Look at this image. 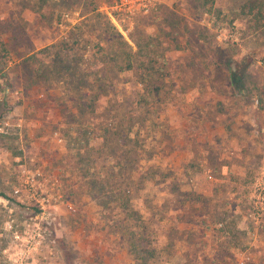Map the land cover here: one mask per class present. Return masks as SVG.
I'll list each match as a JSON object with an SVG mask.
<instances>
[{
    "label": "rangeland",
    "instance_id": "obj_1",
    "mask_svg": "<svg viewBox=\"0 0 264 264\" xmlns=\"http://www.w3.org/2000/svg\"><path fill=\"white\" fill-rule=\"evenodd\" d=\"M116 1L0 0V196L13 206L8 214L0 205V253L8 248L11 258L0 254V264L179 263L199 257L203 242L212 264H264V211L258 222L251 217L256 180H264V0H215L211 7L153 0L150 13L130 18ZM252 6L256 18L244 13ZM139 100L153 103L154 120L147 115L142 125L159 124L163 133L145 138L151 131L138 127L131 139L122 134L123 117L136 118ZM144 138L150 149L140 175L130 174L140 189L129 204L139 214L108 211L98 189L88 192L71 168L76 143L87 139L96 151L84 147L93 168L79 170L104 183L115 166L111 148L120 154ZM21 167L40 170L62 194L48 219L16 205ZM201 220L210 224L205 231ZM7 222L19 240L4 231ZM186 223L197 229L184 232ZM28 225L44 234L24 263L18 248ZM178 242L195 248L180 256Z\"/></svg>",
    "mask_w": 264,
    "mask_h": 264
},
{
    "label": "trees",
    "instance_id": "obj_2",
    "mask_svg": "<svg viewBox=\"0 0 264 264\" xmlns=\"http://www.w3.org/2000/svg\"><path fill=\"white\" fill-rule=\"evenodd\" d=\"M215 0H201V3L203 6H209L211 7L214 4ZM254 6V5H253ZM251 7L249 12H244L245 15H251L252 17L256 18L257 14H260V12L255 9L256 7ZM97 8H95L94 10H96ZM92 10V11H94ZM79 27H74L73 30L76 32V29H78ZM70 36V35H69ZM72 39H75L80 36H78L76 33L72 36H70ZM76 40V39H75ZM72 41V45H79V42L77 41ZM128 69H131L130 64H128ZM151 92V95L154 94L153 89H148V92ZM149 92V93H150ZM76 95V94H75ZM139 109L137 111V116L136 118H127L125 115V118L123 117V120L127 122L126 126L127 128H125L124 130H122V134L126 135V137L131 139V135L132 132L135 131V133H139L140 131L139 128H146L149 129L151 131V133L149 135H146V137H153V135L155 133H163L164 130L163 128H161V126L159 124H154V125H150L149 127L146 125H142L145 119V117L148 115V121H153L154 118H152V114L149 112L150 108H153V103L150 104L149 106H145L143 104H141V101L139 100ZM137 121H139L141 124H139V126L136 125ZM146 124V122H145ZM139 127V128H138ZM114 128L111 127V129H108V133L110 134V131H112L113 135H116L115 138H119L122 141L121 137H118V133H120L119 131L113 130ZM161 131H158V130ZM142 132V131H141ZM142 139L139 140L136 143H130L127 142L126 145V149L127 150H120V154H118V152L116 153V149L115 147H112L110 151V153H113V155H111V159H112V163L115 164V166H113L112 170L108 169L107 170V178L106 180H104L103 183V179H98L96 178V174H90L89 178L86 179V177L84 176V174H82V170H79V167H81L82 165L86 166V169H92L93 168V163L94 160H92L90 163H88V160H86V158H83L84 155V147H86V144H89V141L87 139H81L78 140V143L80 146L77 148L78 149V154L79 156L78 159L76 160L75 158V166L71 167L73 168V172H77L79 174L78 178L80 180V182L82 181V184L88 186V192H92L95 191L96 189H98V196H100L101 198H105V201L108 202V211H112V210H117V209H121V212L123 211V214H139L138 211L132 207L129 203H131V199H136L135 195H138V185L135 182H132V179L130 178V174L133 173H137L135 174L136 176H139L140 174H138V169L141 167L139 166L140 162L142 161V157H144V155L149 151L150 148H148V144L146 142H144V140L146 139ZM142 141V145H140ZM87 148V147H86ZM117 148V147H116ZM84 149V150H83ZM115 151V152H114ZM82 152V153H81ZM91 153V154H95L96 151L94 149H88L86 150V153ZM144 161H148V160H144ZM136 165V167H134ZM115 169V170H114ZM64 171V170H63ZM72 171V169H70L69 171H64L66 175L71 174L70 172ZM80 171V172H79ZM99 174V173H97ZM122 179V181L118 184H113L112 185V180H115L116 178ZM152 178H150L149 180L151 181ZM145 180L147 181L146 177ZM71 183L68 186V190L70 192V196L73 197L71 198V204L76 206L77 205V209H79L80 207V198L78 197V195H76L73 191L70 190L71 186H74V180L73 178H69L67 180L64 181ZM107 182H110V185H107ZM138 182V181H137ZM135 186V189L132 187ZM65 189L67 188L66 186H64ZM105 187V190L104 188ZM107 187H109V191H106ZM117 208V209H115ZM203 221V220H202ZM221 225V226H220ZM220 227H223L222 224H219Z\"/></svg>",
    "mask_w": 264,
    "mask_h": 264
},
{
    "label": "built area",
    "instance_id": "obj_3",
    "mask_svg": "<svg viewBox=\"0 0 264 264\" xmlns=\"http://www.w3.org/2000/svg\"><path fill=\"white\" fill-rule=\"evenodd\" d=\"M155 3L153 0H117L115 2L114 8L119 12H122L125 17L130 18L136 14L146 15L151 12L154 8ZM68 18V15H65ZM55 135H58L55 133ZM59 142H62L60 136L56 137ZM18 161V159H17ZM22 168V167H21ZM22 181L19 184L20 188L16 191L15 202L16 205L22 206L28 210H35V214H39L41 219H48L49 214H53L57 206L63 201L62 194L51 190L46 184L42 173L38 169H27L22 168ZM256 186L259 189L258 200L256 204L255 211L251 214L252 219L255 222L260 221L263 216L264 211V180H256ZM0 205H2L8 211V214H13V206L11 200L6 196H0ZM51 211V212H50ZM10 231L12 234V239L17 241L20 239V234L18 230H14L10 222L6 223L5 230ZM44 232L41 229H31L30 225L24 229V239L23 242L26 243L23 247H20V252L18 253L20 257V262L26 263L28 256L25 251L35 250L37 245L41 244V238ZM13 242V241H12ZM16 249V248H15ZM8 248H4L1 251L2 257H7ZM243 257V256H241ZM244 260V257L241 258ZM7 263L11 262V258H5Z\"/></svg>",
    "mask_w": 264,
    "mask_h": 264
},
{
    "label": "crops",
    "instance_id": "obj_4",
    "mask_svg": "<svg viewBox=\"0 0 264 264\" xmlns=\"http://www.w3.org/2000/svg\"><path fill=\"white\" fill-rule=\"evenodd\" d=\"M191 155H193V157H194V154L193 153H191ZM190 155V156H191ZM192 157V156H191ZM18 158H16V160H17ZM192 169V168H191ZM190 168H189V170H190V174H191V172L193 171V169L191 170ZM192 173H194V172H192ZM212 193H215L214 192V190H213V192ZM201 195H205V196H203V198H206V197H210V196H206V194H202V193H200ZM211 195V194H210ZM200 214H203V218L204 219H210V215H208L207 214V217L208 218H206L205 217V214H206V212H203L202 211V213L200 212ZM169 215H171V214H169ZM170 217V216H169ZM168 219H171V217L170 218H168ZM235 219H237V217H235ZM202 221V220H201ZM208 222H213L211 219L208 221ZM208 222H204V221H202V223H201V225L202 226H204L205 228H204V231L205 230H207L208 228H209V223ZM183 222H181V224H182ZM185 225H187V223L185 224ZM191 224H188L187 226H183L184 228V232H187L188 230H190L191 228L193 229V230H195V229H197V228H194V226L193 225H191ZM238 227L239 228V223H237V222H234V227ZM199 227V226H198ZM234 227H231L232 228V232H234ZM200 228V227H199ZM191 229V230H192ZM207 238V237H206ZM205 239V238H204ZM174 247H176V249H177V252H176V254H179L180 256L181 255H183L184 253H185V251H188V250H191V251H193V248H195L194 246H192V245H190V244H187V243H184V242H178V243H176L175 245H174ZM198 247H202V250H201V252L199 253L200 255H201V253H202V256L203 257H200V255H199V257H197V258H195V259H193V260H187L186 258H182V260L179 262V263H174V262H169V264H212V262L213 261H211L210 259H208V257L206 256V255H209V251L208 250H210V245L209 244H207V245H205L204 244V242H203V245H198L196 248H198ZM178 251H179V253H178Z\"/></svg>",
    "mask_w": 264,
    "mask_h": 264
}]
</instances>
